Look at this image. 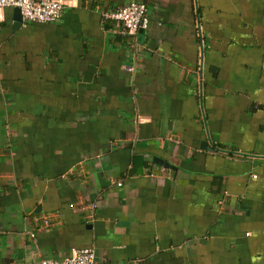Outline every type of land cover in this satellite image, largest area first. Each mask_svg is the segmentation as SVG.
I'll return each mask as SVG.
<instances>
[{"label": "crops", "instance_id": "crops-1", "mask_svg": "<svg viewBox=\"0 0 264 264\" xmlns=\"http://www.w3.org/2000/svg\"><path fill=\"white\" fill-rule=\"evenodd\" d=\"M128 1L0 8V264H264V0Z\"/></svg>", "mask_w": 264, "mask_h": 264}, {"label": "built area", "instance_id": "built-area-1", "mask_svg": "<svg viewBox=\"0 0 264 264\" xmlns=\"http://www.w3.org/2000/svg\"><path fill=\"white\" fill-rule=\"evenodd\" d=\"M66 0H0V8L4 6L18 7L22 17L31 21H55L62 15ZM103 16L118 21L124 30L135 33L140 27L147 25V6L143 0H129L116 9L104 11ZM264 127V123H263ZM48 225L50 220L43 219ZM31 236L34 232L30 233ZM41 264H97L95 250L92 246L73 247L62 259L44 257Z\"/></svg>", "mask_w": 264, "mask_h": 264}, {"label": "water", "instance_id": "water-1", "mask_svg": "<svg viewBox=\"0 0 264 264\" xmlns=\"http://www.w3.org/2000/svg\"><path fill=\"white\" fill-rule=\"evenodd\" d=\"M15 9H17V11L20 13V10H19V8H18V7H15Z\"/></svg>", "mask_w": 264, "mask_h": 264}]
</instances>
